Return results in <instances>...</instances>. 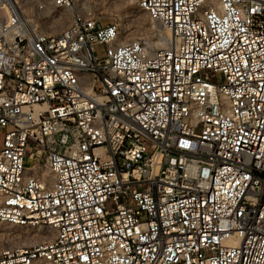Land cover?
I'll return each instance as SVG.
<instances>
[{
	"label": "built area",
	"instance_id": "2783aa9c",
	"mask_svg": "<svg viewBox=\"0 0 264 264\" xmlns=\"http://www.w3.org/2000/svg\"><path fill=\"white\" fill-rule=\"evenodd\" d=\"M86 1L0 0V264H264V0Z\"/></svg>",
	"mask_w": 264,
	"mask_h": 264
},
{
	"label": "rangeland",
	"instance_id": "374dc122",
	"mask_svg": "<svg viewBox=\"0 0 264 264\" xmlns=\"http://www.w3.org/2000/svg\"><path fill=\"white\" fill-rule=\"evenodd\" d=\"M26 5V4H25ZM86 6L90 12L101 22L107 23L117 21H132L137 28L159 30L167 34L166 30L151 22L147 14L137 8V0H87ZM27 11V5L24 8ZM55 8L50 3L46 4L45 12L53 11ZM72 12L70 10H58L57 17L50 22L45 30L48 32H59L67 23ZM159 40L155 43L159 45ZM34 231L25 230L8 224H0V250L11 246L29 245L37 242ZM41 264H50L41 262Z\"/></svg>",
	"mask_w": 264,
	"mask_h": 264
},
{
	"label": "bare ground",
	"instance_id": "6f19581e",
	"mask_svg": "<svg viewBox=\"0 0 264 264\" xmlns=\"http://www.w3.org/2000/svg\"><path fill=\"white\" fill-rule=\"evenodd\" d=\"M152 22V21H151ZM157 26H159V25H157ZM159 27H161V26H159ZM161 28H163V27H161ZM163 29H165L166 30V32H167V34L166 35H169V30L167 29V28H163ZM159 31V30H158ZM159 33H161L162 34V32L161 31H159ZM153 42V41H152ZM154 43V45L155 46H159L160 45V40H159V45H157L156 43H155V41L153 42Z\"/></svg>",
	"mask_w": 264,
	"mask_h": 264
}]
</instances>
